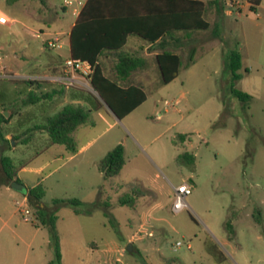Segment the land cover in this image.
I'll use <instances>...</instances> for the list:
<instances>
[{"label": "rangeland", "instance_id": "1", "mask_svg": "<svg viewBox=\"0 0 264 264\" xmlns=\"http://www.w3.org/2000/svg\"><path fill=\"white\" fill-rule=\"evenodd\" d=\"M227 1L216 0V12L211 5L206 13L210 28L187 40L175 33L158 47L128 38L129 52L152 45L179 54L180 74L168 85L156 72L151 75L146 102L115 126L109 127L112 118L105 110L88 112L87 124L73 137L78 146L95 140L74 160H57L36 173L65 154L64 148L35 154L20 144L11 151L17 139L11 145L0 142V153L7 150L5 156L26 168L17 171L23 191L0 185V264H264V8L257 17L227 15ZM0 13L13 21L12 27L0 25V106L9 113V104L25 100V87L14 85L21 81L7 67L27 65L48 52L39 29L53 37L68 31L75 15L61 0H0ZM232 50L240 52L243 65L235 88L253 97L247 107L230 94V75L223 70L224 56ZM81 87L93 92L87 78ZM22 120L23 127L43 123L39 108ZM14 128L1 125L0 130ZM118 142L125 165L105 180L96 162ZM39 182L46 194L36 204L27 192ZM184 182L193 185L188 207L174 212V189ZM124 196L135 198L132 207L119 205ZM56 199H78L80 209L101 207L76 215L69 205L55 207ZM16 202L28 207L31 222L23 220ZM39 207L55 208L54 228L41 223ZM177 242L183 246L175 249Z\"/></svg>", "mask_w": 264, "mask_h": 264}, {"label": "trees", "instance_id": "2", "mask_svg": "<svg viewBox=\"0 0 264 264\" xmlns=\"http://www.w3.org/2000/svg\"><path fill=\"white\" fill-rule=\"evenodd\" d=\"M216 4V1L204 2L202 0H86L69 31L70 58L90 66L89 82L93 90L100 95L115 116L122 120L147 99L141 85L121 84L127 81L133 72L145 66L144 59L123 52L128 38L136 36L155 44L165 43L175 33L207 31L210 28V23L206 19L207 10L211 5ZM106 52L119 53L115 65L117 80L104 74L100 57ZM155 61L163 85H168L177 79L183 67L179 54L169 50H162L156 55ZM190 62L192 63L191 59ZM190 64L185 68H188ZM242 68L239 51L232 50L224 56L223 70L230 75V94L247 107L252 96L235 88V83L242 78ZM244 71L248 73V69ZM24 83L29 86L35 85L39 89L45 82L24 81ZM48 96L30 94L22 102L23 104H35ZM0 107L1 128V125L8 123L10 117L4 116L7 107L5 105ZM93 108L97 110L103 108V105L96 99V105ZM88 112L80 105L69 104L49 118L45 124L35 126V129L47 132L50 145L63 146L68 154H74L77 151V144L73 133L87 124ZM0 142L1 145H11V142L4 138L1 130ZM4 151L0 153V176H3L7 182H12L16 177V166L10 157L3 154ZM186 157L193 161V157L188 155ZM124 165V146L118 144L99 161L97 169L107 180L117 176ZM27 196L36 204L41 203L45 196L43 185L37 184L27 192ZM118 203L120 206L132 207L135 198L124 196L118 200ZM53 204L55 207L69 205L76 215H90L95 209L101 207V204L95 203L85 209H80L83 203L78 199H56ZM103 206L104 215L107 218L108 204L105 203ZM54 210L37 208V216L43 225L48 224L54 228L57 220ZM228 227L231 232L227 240L231 242L234 240L235 233L231 224ZM216 254L221 257L218 260L224 259L220 253L214 252V255ZM57 259H59V254H57ZM48 264H55V262L51 261Z\"/></svg>", "mask_w": 264, "mask_h": 264}, {"label": "crops", "instance_id": "3", "mask_svg": "<svg viewBox=\"0 0 264 264\" xmlns=\"http://www.w3.org/2000/svg\"><path fill=\"white\" fill-rule=\"evenodd\" d=\"M202 1L212 2V1H216V0H202ZM253 1H256V0L243 1L242 9L240 10V13L237 15L240 16V15H245V14L251 13L257 17L259 15L258 14L259 10L264 8V0H257V2H254V3H253ZM213 6H214L213 10H214V12H216V7H215V5H213ZM64 9H66V8H64ZM75 18H76V16H75ZM74 21H75V19H74ZM73 24H74V22L71 24L68 31H64L62 33H55L53 35V37L48 36V34L43 29H39V33L46 36L42 41V48L48 52L43 53V55L41 57H39L38 59H34V60L30 61L29 64H27V65H20L18 63H15V64H11V66L7 67V70H9V72H11V76L16 80L21 81V83H15L14 85L18 86L20 84V85L25 87V95L23 96V98H25V100L27 99V97L30 94H37V88L34 85L29 86L28 84L24 83V81H31V82L42 81V82H45L41 85V88H39L38 91L40 92V94L49 95L48 98H45V99H43V100H41L35 104H23L22 101H20V104L17 103V101H14L11 104H9L10 112L8 113V118L10 117V120L8 121L7 124H3V125L14 126L15 128L12 131H8V132H5L3 134H4V138L6 140H11L10 142H14L12 140H16V139L18 141V144L16 146H13L14 143H12L13 145H12L11 151L17 149L18 148L17 146L19 144L24 149H30V148L36 149L37 152L35 154H39V153L44 152V151H49L52 148H54V146H59V145H50L47 132L45 130L35 129V126L45 124L49 118L56 115L63 107H65L66 105H69V104L80 105V106L88 109L87 111H89L90 113L91 112H98L101 109L105 110V112H107L112 118V123L110 124L109 127L115 126L119 120L116 116H114L112 113H110L104 107L103 104H102L103 108H99V109L95 110L93 107L96 105V99L99 100V98L97 96V92H95L94 90H93V92H87V91H84L82 89V87H81L82 79L87 78L89 80V74H90L91 69H90V71H88L89 74L87 76H85L82 73V71L72 72V71L65 69V67H64L65 61L68 58H70L69 36L68 35H69V31H70L71 27L73 26ZM12 25L6 26V27H12ZM199 32H202V31L192 32V36L196 33H199ZM190 34L191 33H184V37L186 40L189 38ZM35 37H39V34L38 35L36 34ZM54 37L58 38L59 47L51 49L47 46L46 42L49 39L54 38ZM166 42H167V40L165 41V43ZM174 42L176 43V41H174ZM161 44H163V43L157 42V43L152 44V45H157L159 47ZM152 45H150L149 47H146L145 45H139L138 50L131 51V52H129V50L126 49V46L124 47V49H123L124 53L134 55V56H137V57L144 59L145 66L142 69H139V70L133 72L131 74V76L129 77V79L127 81L121 82V84H128V83L139 84L142 86L143 90L145 91V88L150 86L151 83L153 82L151 80V78H152L151 75H153L156 72L159 76V71H158V67H157L155 58H156V55L161 53V51L157 50V48L154 49L152 47ZM64 48L66 49L65 50L66 54H63L61 52L62 50H64ZM118 55H119V53L106 52L105 54H103L100 57V63L102 65L104 74L106 76H108L109 78L114 79V80H117L116 75H115V65L117 62ZM2 68L3 67L1 66L0 70ZM244 68L247 69L246 67H244ZM139 74H140V76H137ZM137 77L138 78L140 77V80ZM159 78H160V76H159ZM67 79H75V83L73 85L69 86L66 84ZM141 106H139V107H141ZM34 108L40 109L41 117L43 119V123L36 124L34 126H31V127H28V126L23 127L22 124L24 123V121L22 120V117L25 115H28V114H32ZM158 117H160V115H158ZM124 119H122V120H124ZM18 127H20V128H18ZM94 140L95 139L90 140V141L86 142L85 144H82L81 146H78V144H77V151L74 154H68L66 152L65 148L62 146L64 148L65 154L60 153L57 156H55L52 160H50L49 162L42 165L40 168L35 169L36 173H39L42 170L46 169L50 164H52L53 162H55L57 160L62 159L65 162L74 160L82 152H85L86 149L89 147V145ZM119 143L120 142H118V144ZM110 150H112V149H110ZM110 150L103 152L104 154L102 153V156L96 162V165H98L99 161ZM101 151H103V150L101 149L97 153H99ZM12 161H13L14 165L16 166V177L14 178V180L12 182H7V180L3 176L2 177L0 176V185L7 186L9 188L11 187V184L13 182L19 181V178L17 177V171L18 170L22 171V170L26 169L21 164L19 167H17V165L15 164L13 159H12ZM16 180H18V181H16ZM18 183H20V182H18ZM40 183L44 187L43 182H39L38 184H40ZM44 189H45V187H44ZM45 194H46V190H45Z\"/></svg>", "mask_w": 264, "mask_h": 264}, {"label": "built area", "instance_id": "4", "mask_svg": "<svg viewBox=\"0 0 264 264\" xmlns=\"http://www.w3.org/2000/svg\"><path fill=\"white\" fill-rule=\"evenodd\" d=\"M62 1V6L64 8H71L72 14L77 16L79 13L80 9L82 8L84 2L81 1H73V0H61ZM243 5V0H228L225 2V6H227L226 14L227 15H233V14H239L240 10L242 9ZM13 24L12 19H10L8 16L5 14L1 13L0 14V25L1 26H10ZM47 46L51 49L59 47V40L58 38L54 37L49 39L46 42ZM65 69L72 71V72H77V71H82V73L87 76L89 74L88 71H90V66L87 63L80 62L77 60H73L71 58H68L65 63H64ZM67 85H73L75 83V79H67L66 80ZM193 191V185L190 184L189 182H184L180 185H178L174 189V199H173V204H172V210L174 212H180L185 210L188 207L187 199L188 197L192 194ZM17 206H21V214L23 217L24 221L31 222L32 220V215L30 213V210L26 205H22L20 202H16ZM183 244L181 242H177L174 246L175 249L182 247ZM188 249H191V246L188 244L187 245Z\"/></svg>", "mask_w": 264, "mask_h": 264}, {"label": "water", "instance_id": "5", "mask_svg": "<svg viewBox=\"0 0 264 264\" xmlns=\"http://www.w3.org/2000/svg\"><path fill=\"white\" fill-rule=\"evenodd\" d=\"M97 96H98V98H99V100L102 102V104L104 105V107L110 112V113H112L114 116H115V114H114V112L109 108V106L102 100V98L100 97V95L97 93ZM4 116L6 117V118H8V112H4ZM11 187H12V189H14L15 191H18V192H21V191H23L24 190V186L23 185H21L20 183H18V182H13L12 184H11ZM129 250H131V247L129 246Z\"/></svg>", "mask_w": 264, "mask_h": 264}]
</instances>
